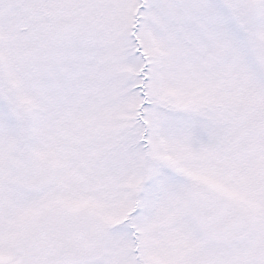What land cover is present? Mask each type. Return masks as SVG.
Returning a JSON list of instances; mask_svg holds the SVG:
<instances>
[{"label":"snow or ice","instance_id":"6c2138e0","mask_svg":"<svg viewBox=\"0 0 264 264\" xmlns=\"http://www.w3.org/2000/svg\"><path fill=\"white\" fill-rule=\"evenodd\" d=\"M0 264H264V0H0Z\"/></svg>","mask_w":264,"mask_h":264}]
</instances>
